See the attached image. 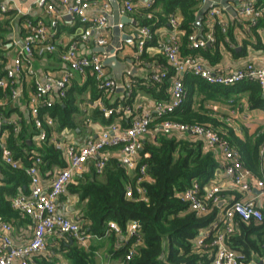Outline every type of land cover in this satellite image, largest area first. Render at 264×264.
I'll list each match as a JSON object with an SVG mask.
<instances>
[{"label": "trees", "instance_id": "trees-1", "mask_svg": "<svg viewBox=\"0 0 264 264\" xmlns=\"http://www.w3.org/2000/svg\"><path fill=\"white\" fill-rule=\"evenodd\" d=\"M260 3L264 4V0H260ZM204 4L203 0H153L151 7L139 8L137 14L140 15L141 25H148L153 34L146 46L155 41V27L165 25L168 21L171 23V18L176 16L179 18L178 29L183 31L180 33L182 56L201 57L207 69L221 73V70L214 69L221 59V46L227 47L236 55H242V52L232 47L237 43V38L235 27L230 21L226 31L221 24H213L215 41L199 49L192 46V35L204 36L210 30L207 15H204L201 26L196 24ZM178 11L181 12L180 17L177 15ZM26 18L34 19L30 14L18 15L16 10L11 9L0 20V75L6 74L7 64L12 57L11 52H8L9 48H5L10 43L9 35L16 25L21 26ZM199 27L202 28L201 33L198 31ZM23 35L21 32V38ZM66 48L67 46L58 44L56 52L61 54ZM146 48L135 60V64L156 70L151 71L148 78L136 79L132 86L134 88L135 85H142L148 90L162 92L165 87L172 86L171 79L176 74V69L169 62L164 49L161 54L149 57ZM37 56L39 55L36 54ZM156 73H164L165 76L156 80ZM83 76H86L84 84L91 86L94 98H102L101 106L96 108L94 116L99 117L104 124L112 123L122 102L125 107L133 100L134 89L125 97L126 100H117L113 97V91L101 86L96 73L88 69ZM183 81V102L175 111L151 122V130H156L155 140L144 142L139 152L138 165L132 174L118 157L123 146L118 143L107 147L106 152L111 156L101 172L95 166L94 177L84 181L80 178L77 184H68L72 192L78 193L80 199L86 201L78 218L74 219L79 222L82 233L104 236L111 229L110 222L114 221L122 230L121 234L126 235L130 222L139 223V233L125 238L121 246L113 249V255L120 264H210L216 251V247L212 245V236L205 237L202 245L197 243V239L203 229L212 225L220 210L219 206L208 200L210 211L198 213L189 208L179 193L193 181L202 186L208 183L221 163L215 151L206 150L204 140L196 135L193 134V138H183L165 134L160 129L163 121L172 120L190 126L201 125L218 132L240 152L244 165L256 176L261 175L264 129H259L253 134L245 131L241 137L237 134L236 127L231 124L230 117L215 107L217 102H227L235 107L242 104V98H246L248 107L264 108V88L259 80L246 78L231 86L215 85L186 72ZM29 86L30 95V92L35 90V82L32 81ZM73 86L72 81L64 98L57 99L51 107L42 106L40 110L42 114L46 113L53 119L59 131L75 127L72 114L78 108L75 98L71 95L75 89ZM242 91L244 94L238 95ZM1 97L3 90L0 88ZM160 99L157 97V100ZM162 99L158 102H167L171 96H163ZM12 102L10 99L3 109L7 120L3 127L6 136L3 140L0 137V219L4 221L11 220L22 212L13 207V199L23 194L21 192L29 191L31 177L27 168L34 163L33 152L40 155L42 161L39 167L44 171L51 170L56 165L62 168L67 166L64 151L57 147V141L53 137V126L47 121L44 122L47 138L35 142L33 135L40 133L41 129L37 127L32 114L30 118L24 113H20L22 119L12 118V113L18 112L14 110L16 106ZM106 109H113L114 113L107 115ZM3 146L11 151L15 160L22 162L20 167L14 168L6 162ZM142 166L147 168L144 174L141 172ZM129 189L132 192L130 196ZM221 197L223 199V191ZM235 221L236 226L227 241L242 255V263L250 264L256 258L264 260V209L262 220L247 221L237 216ZM111 230L113 231L109 240L113 245L118 237L116 231ZM56 232L63 236L59 249L50 248L49 253H36L31 264H94L92 251L80 245L73 236L58 230Z\"/></svg>", "mask_w": 264, "mask_h": 264}, {"label": "built area", "instance_id": "built-area-1", "mask_svg": "<svg viewBox=\"0 0 264 264\" xmlns=\"http://www.w3.org/2000/svg\"><path fill=\"white\" fill-rule=\"evenodd\" d=\"M59 1L66 7L64 12L58 10L53 0H36V4L39 7L46 9V13L50 16L49 21L44 18H26L19 26L24 34L23 37L21 38L20 33L19 39L13 37L11 40L14 48L12 61L6 69V74L0 75V88L3 90V97L0 98V137L2 140L6 136L5 128H3L7 121L3 111L6 103L11 99L15 105L25 93L22 77L26 72L29 76H34L35 69L33 64L36 54L45 55L57 51L58 43L55 40V34L58 32L60 21L64 16H70L75 21H78L84 26V29L79 35L80 38L75 37L60 54L61 60L65 63L63 72L59 75L47 74L43 81L34 80L36 87L30 95L29 104L36 125L41 129L40 133L37 134V140L41 142L47 138L44 122L47 121L51 126L54 124L53 119L48 114L40 112L42 106L51 107L57 99L61 100L64 98L77 74L85 75L90 69L97 74L102 87L109 88L110 91L117 87V81L111 76L109 67L104 63L106 56L94 52L87 53L86 49L82 50L83 44L87 42H92L96 46H109L111 44L112 40L106 35V32L108 29L113 28L108 21L111 15L108 9L111 7L112 0H105L103 12L93 16L89 15L88 11L92 4L98 0ZM203 2H206V0H203ZM152 5L153 0H146V7H151ZM120 8L121 13H127L133 11L135 6L130 0H127ZM11 9L16 10L18 15L29 14L27 10L17 3H5L0 0V20ZM226 11L227 9L224 6L213 0L206 13L210 30L204 36L192 35L190 39L193 47L199 49L215 41L212 31L214 23L221 24L223 30L226 31L228 24ZM239 13L244 17H253L255 22L256 18L264 13V5L256 6L255 2L244 3L239 8ZM171 23L178 29L179 18L173 16ZM117 25L123 31L125 25L121 21ZM137 33L139 37L133 57L134 60L143 54L148 41L153 36L148 25L138 27ZM164 51L169 62L176 69V74L171 79L172 95L169 101L157 102L153 111L149 114L135 115L130 125L119 132L114 126L102 131L97 136L88 137L79 145H70L67 148V166L56 173L48 186L42 182L39 167L42 161L41 157L37 152H33L34 163L27 168V172L31 177L30 193L28 195L20 194L13 199V207L32 218L34 222L33 234L27 244L19 247L14 246L11 236L12 225L9 222L3 223L0 232V264H29L32 256L47 249L48 235L57 230L67 233L77 240H85L86 234L82 233L79 222L58 211L57 202L59 197L65 192L66 187L74 179L76 173L84 168L89 159L96 158V167L101 172L111 156L106 152L107 147L111 145L123 144L118 157L128 171H133L138 165L139 152L145 142L143 137L151 130V122L156 118L175 111L183 102L185 94L183 75L186 72L193 73L209 84L225 86L235 85L246 78H256L264 88V66L257 65L254 62H247L243 67L235 71L216 73L203 65L201 57L184 58L181 54L180 32H175L172 35L168 44L165 45ZM163 76H165L164 73H156L154 78L161 80ZM132 82L129 80L123 83L128 94L132 90ZM105 113L112 115L114 110L106 109ZM160 129L165 134L179 131L205 137L212 146L220 151L223 165L232 178L234 188L241 192L252 194L256 191L254 198L248 200L234 199L224 203L221 197L222 190L219 186L206 189L203 187L204 185L202 186L199 182L193 181L188 188L179 193L180 198L188 203L189 208L198 213L210 211L208 200H211L220 208L212 225L203 229L197 239V243L202 245L205 237L212 236V245L216 247V251L210 264H243L242 255L234 250L227 240L236 226L235 219L237 216L247 221L250 219H263L264 148L261 151V175L256 176L251 169L244 165L240 152L230 142L223 139L218 132L208 127L201 125L190 126L172 120H165L162 122ZM3 147L5 148L4 157L6 162L14 168L20 167L22 162L15 160L11 151L5 146ZM57 147L63 149V145L60 142L57 143ZM146 170V166H142L141 172L143 174L146 173ZM146 178L149 179L148 177ZM128 195H132L131 189L128 190ZM222 202L223 204L220 206ZM109 225L111 229L122 233L116 222L111 221ZM139 227V223L133 221L128 226V237L138 234ZM250 264L257 263L254 260Z\"/></svg>", "mask_w": 264, "mask_h": 264}, {"label": "crops", "instance_id": "crops-1", "mask_svg": "<svg viewBox=\"0 0 264 264\" xmlns=\"http://www.w3.org/2000/svg\"><path fill=\"white\" fill-rule=\"evenodd\" d=\"M56 4L58 10L64 12L65 6L61 4L59 0H53ZM119 3V9L121 12V8L127 0H117ZM134 6L135 11L121 13V15H129L135 22L134 23H127L124 26L123 31L129 34L134 35L137 33L138 27L141 26V18L140 15L137 14L139 8L145 6L146 0H130ZM5 3H17L21 5L25 10L29 12L31 16L34 18H44L45 20L49 21V14L46 13V9L39 7L36 4V0H4ZM105 0H98L92 4V7L89 9V15H99L103 12V3ZM255 2L257 5H264L260 3V0H233L230 1V6L234 7L237 14L234 11H229L227 9L226 16L228 21H230L235 27V36L237 38V43L234 44L232 47H235L238 52H242V55H236L227 47L221 46V59L216 65L214 69L221 70L222 72L228 73L230 71H235L244 66L247 62H254L257 65L264 66V13L256 18L254 22L253 17H244L239 13V8L244 3ZM223 6V5H222ZM160 7V6H159ZM114 4L112 2L111 7L108 11L111 13L110 16L114 14ZM207 13V12H206ZM181 12L178 11L177 15L180 17ZM206 15V14H205ZM210 27V25L208 24ZM84 26L75 21L73 18L69 16H64V18L60 21V26L58 32L55 34V40L58 44L63 46H68L70 42L76 37L81 35L83 32ZM22 29L19 27V24L16 25L13 32L9 35L10 43L5 46L6 49L9 48V53L13 56L14 48L12 47L11 40L13 37L19 39L20 33ZM199 33H201V28H198ZM175 32L183 33L182 29H177L176 27L172 26L171 23L168 21L165 25H158L155 27V41L151 44L146 46L147 55L149 57H155L157 54H161L163 51L165 44ZM109 38L112 40L111 44L114 41V33L113 28L108 29L106 32ZM137 39L134 41V45L127 42H123L122 45L124 46L123 51L120 52V57H134L136 46H137ZM110 44V45H111ZM82 50L86 49L87 53H91V50L96 46L92 42H87L83 44ZM12 61V57L10 58L7 67ZM134 66L138 67L135 63ZM6 67V69H7ZM33 68L35 69V74L33 77L29 76V74H24L22 77V84L25 87V93L23 96L18 99L15 104L14 110L18 112L12 113V118H21L20 113H24L27 118L31 117V109L28 98L29 95V84L34 81L35 79L45 80V76L47 74L50 75H59L63 72L65 68V63L61 60L60 52H54L51 54L39 55L35 57ZM140 69L139 77L137 78H123V81H136V79H145L148 78L151 71H155L156 69L153 67H138ZM112 72L111 68H109ZM86 76L77 74L73 79L74 90H72L71 95L75 98V105L77 106V110L73 112L72 118L75 122V127L73 128H65L63 131H59L57 125L53 124V137L58 142L63 145V151L65 154L66 162L68 164V157H67V148L70 145H79L83 143L88 137L90 136H97L102 131L106 129H110L112 127H116L117 131H121L128 127L131 123L132 118L137 115H146L153 111L156 103L160 100H163V96H171L172 95V87L167 86L165 87L162 92L155 91L153 89H147L145 86L142 85H135L132 90L134 89V96L133 100L130 104L125 105L122 102L120 105V110L117 111V114L114 115V120L110 124H104L99 117L95 118L94 111L96 108H100L101 106V97L94 98L92 93V88L90 85H85ZM123 82V83H124ZM132 82V83H133ZM133 85V84H132ZM171 85V83H170ZM117 88V87H116ZM116 88L113 91V97L115 99H122L126 100L125 97L128 96V91L126 90L125 93H116ZM131 90V91H132ZM244 94V91L238 93V95ZM159 95V96H157ZM29 96V97H28ZM157 97H160V100H157ZM242 104H238L235 107L230 106L227 102H217L215 107L218 111L227 114L230 117V122L236 127L237 134L241 137L244 136L245 131H248L249 134H253L259 129H264V108H250L248 107V103L246 102V98H242ZM12 104V103H11ZM33 117V116H32ZM22 119V118H21ZM127 125H126V122ZM51 126V127H52ZM172 134L177 135L183 138H193L194 135L191 133H183L179 131H175ZM156 137V130H150L149 133L144 135V141L153 142ZM197 138H201L204 140L205 149H212L218 156V159L221 163L220 167L215 172L213 179H211L208 183H206L203 187L209 189L213 186H219L223 191V201L224 203H228L234 199H243L248 200L250 198H254L256 196V191L254 194L241 192L238 189L234 188L233 181L231 176L226 172L225 167L223 165V158L220 151L212 146L209 141L203 136H197ZM34 141L37 140V134L33 135ZM39 142V141H38ZM96 166V158H91L86 163L84 168L77 172L74 179L71 183L77 184L78 179L81 178L82 181L94 177L93 169ZM61 166H54L51 170H42L40 169L42 182L44 185L48 186L51 184L54 176L56 175L59 170H61ZM133 171H129L132 174ZM100 175V174H99ZM1 177V173H0ZM93 179V178H92ZM1 183V182H0ZM23 194H29L30 188L28 192H21ZM258 194V193H257ZM86 201H82L80 196L76 192H72L69 186L66 187L65 192L59 197L57 202L58 211L66 215L71 219L78 218L79 214L82 211ZM5 222H9L12 225L11 236L13 239L14 246H23L29 242L33 234V227L34 222L32 218L24 212H19L16 216L12 217L11 220L4 221L0 219V232L2 230V225ZM130 222L128 225H130ZM111 229L107 231L104 236H96L92 233H88L84 241L77 240L78 243L84 246L87 250L93 252V261L94 264H120L119 260L115 259L113 255V249H117L119 246L122 245V242L125 238L128 237L126 234H121L116 232V236L118 240L112 245L109 240V236L111 235ZM56 232V231H55ZM53 232L48 235V246L43 253L51 252L50 248L52 249H59L60 240L62 234L59 232ZM63 237V236H62ZM54 252V251H53ZM55 254V252H54ZM58 255L62 256L58 253ZM33 257V256H32ZM32 257L30 258V263Z\"/></svg>", "mask_w": 264, "mask_h": 264}, {"label": "water", "instance_id": "water-1", "mask_svg": "<svg viewBox=\"0 0 264 264\" xmlns=\"http://www.w3.org/2000/svg\"><path fill=\"white\" fill-rule=\"evenodd\" d=\"M218 2L219 4L223 5L226 9L229 11H234L235 14L236 10L234 7L230 6V1L233 0H214ZM115 10L114 14L112 16H109V24L113 27V33H114V41L113 44L109 46H95L91 52L94 53H100L106 56L105 58V65L109 68H111V76L117 81V88L116 93H125L126 87L123 85V78L126 76V78L132 77L137 78L139 77L140 69L136 66H134V58L126 56V57H120V52L123 51L124 46L122 45L123 42H127L134 45V41L136 38L139 37L138 33H135L134 35L129 34L127 32L122 31V29L117 25L120 21L125 25L127 23H134L136 22L129 16V15H121L120 9H119V3L117 0H112ZM213 2V0H206L205 4L203 5L200 14L197 17L196 24L198 26H201L202 20L204 15L206 14L207 10L210 7V4ZM70 17V16H69ZM71 18V17H70ZM202 32V28H201ZM223 202L220 204L222 206ZM255 262L257 264H264V260L262 259H255Z\"/></svg>", "mask_w": 264, "mask_h": 264}]
</instances>
